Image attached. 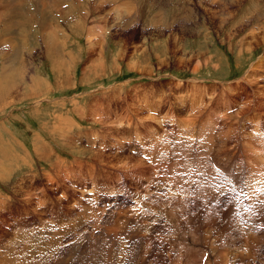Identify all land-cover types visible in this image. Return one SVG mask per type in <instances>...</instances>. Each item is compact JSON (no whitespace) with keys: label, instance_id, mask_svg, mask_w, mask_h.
<instances>
[{"label":"rangeland","instance_id":"1","mask_svg":"<svg viewBox=\"0 0 264 264\" xmlns=\"http://www.w3.org/2000/svg\"><path fill=\"white\" fill-rule=\"evenodd\" d=\"M263 37L264 0H0V264H264Z\"/></svg>","mask_w":264,"mask_h":264},{"label":"crops","instance_id":"2","mask_svg":"<svg viewBox=\"0 0 264 264\" xmlns=\"http://www.w3.org/2000/svg\"><path fill=\"white\" fill-rule=\"evenodd\" d=\"M21 62V61H20ZM20 65V64H19ZM14 66H18V65H14ZM11 67L13 68V64L12 65H10L9 67H3L2 68V77L4 78H2L4 81H5V83L7 82V80H11V82H10V87H12V85H13V80L14 81H16L15 79H12V77L11 76H13L12 74H13V70H11ZM11 75H10V74ZM22 77V76H21ZM20 77V78H21ZM19 80V79H18ZM6 85V84H5ZM10 87H6V86H3L2 88H4V89H6V91H7V89L8 88H10ZM37 141H38V144L41 142V140L40 139H37Z\"/></svg>","mask_w":264,"mask_h":264},{"label":"bare ground","instance_id":"3","mask_svg":"<svg viewBox=\"0 0 264 264\" xmlns=\"http://www.w3.org/2000/svg\"><path fill=\"white\" fill-rule=\"evenodd\" d=\"M10 27V26H9ZM5 30V29H4ZM264 38V37H263ZM249 41V40H248ZM12 90V87H10V88H8L7 89V93L8 92H10ZM44 141V140H43ZM43 141H41L39 144H38V146H37V148H38V151L40 152L39 154H41V155H43L42 154V152H45V151H47L48 149H49V147H48V145L47 144H45V143H43ZM46 142V141H45ZM157 144V143H156ZM154 146V145H153ZM49 151V150H48ZM46 154H47V152H46ZM44 156H45V154H44ZM21 157V156H20ZM49 157V156H48ZM61 161V160H60ZM59 164V163H58ZM176 165V164H175ZM61 166V165H60ZM2 169H4V168H2ZM10 170V169H9ZM10 171H12V170H10ZM2 173V172H1ZM3 174V173H2ZM5 174V173H4ZM3 174V175H4ZM2 175V176H3ZM11 175V174H10ZM5 177H6V175H4ZM3 176V177H4ZM20 185V184H19ZM18 190V189H17Z\"/></svg>","mask_w":264,"mask_h":264}]
</instances>
